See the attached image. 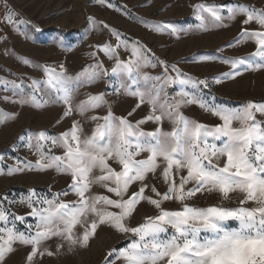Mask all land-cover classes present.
<instances>
[{"label": "snow or ice", "instance_id": "snow-or-ice-1", "mask_svg": "<svg viewBox=\"0 0 264 264\" xmlns=\"http://www.w3.org/2000/svg\"><path fill=\"white\" fill-rule=\"evenodd\" d=\"M95 2L114 7L111 0ZM189 7L198 21L194 29L165 21L139 22L152 32L177 39L182 32L208 33L239 23L238 34L227 46L252 43L253 50L247 56L220 57L219 63L229 70L199 78L182 71L178 62L160 59L146 45L129 41L109 24L88 16L91 28L107 30L115 43L90 45L91 63L74 76L67 74L63 64L53 67L22 59L43 76L31 79L28 94L23 78L19 84L0 80L5 90L19 97L11 102L38 110L62 104L56 125L69 122L59 134L25 130L18 136L13 149H26L36 157L35 163L18 159L4 171L6 157L0 154V174L54 170L67 177L64 188L57 192L49 188L51 196L32 188L18 201L9 199L7 193L0 196V264H6L5 257L17 244L28 248L24 264L59 257L65 250H87L103 228L127 237V243L108 248L101 264H264V100L233 107L205 95L214 85L245 72L264 71V7L199 2ZM0 8V23L15 27L29 23L17 16L7 0H0ZM31 29L42 31L34 24ZM54 40L57 47L64 43L62 37ZM99 53L110 66H105ZM216 59L202 58L203 62ZM156 68L162 69L157 75L145 71ZM110 78L119 81L112 94L134 99L127 116L112 112L107 90L88 94L73 107L74 91L102 81L111 84ZM145 105L147 113L133 122L130 117ZM190 107H198L216 122L189 118L184 110ZM101 108L106 114L88 117L94 127L86 134L74 116ZM14 118L0 113V124ZM147 124L153 125L151 130L143 127ZM210 197L217 202L207 206L194 202ZM233 199L238 200L237 207L225 206ZM166 203L177 207L166 208ZM17 204L25 209L23 215L12 211ZM144 205L154 209L153 214L133 224ZM17 222L26 226L25 231H19ZM230 222L237 226L230 227Z\"/></svg>", "mask_w": 264, "mask_h": 264}, {"label": "rangeland", "instance_id": "rangeland-1", "mask_svg": "<svg viewBox=\"0 0 264 264\" xmlns=\"http://www.w3.org/2000/svg\"><path fill=\"white\" fill-rule=\"evenodd\" d=\"M9 6L14 9L17 16L27 22V26H8L0 23V80L14 81L19 84L23 78L24 91L28 94L31 89L27 87L31 79L42 80V73L31 67L24 65L22 59H28L33 63L48 64L56 67L63 64L67 69V74L74 76L83 67L87 66L89 60L90 45L102 44L111 41L115 43V38L110 37L107 30H93L87 23L86 18L92 16L97 21H103L111 28L119 31L122 36L129 41H139L146 45L156 56L169 63L178 62L182 71L199 78L218 76L222 72L228 71V66L219 63L220 57L235 58L247 56L253 50L252 43L228 47V43L233 40L239 30V23L233 24L229 28L216 29L208 33L182 32L180 38L167 34L155 33L148 29L144 23L148 22H171L174 26L182 29H194L198 23L193 16L189 4L207 3L231 7L233 5H255L257 8L264 7V0H111L114 7L101 6L95 0H7ZM126 6V9H125ZM3 9L0 8V13ZM131 13L128 15L127 13ZM41 28L40 33H35L31 25ZM255 27V25H252ZM32 36L33 39H28ZM62 37L63 45L56 46L54 38ZM99 56L104 60L105 66H110L102 53ZM204 56L216 57L215 62H203ZM151 75L159 74L162 69H146ZM111 84L100 82L93 86L80 87L72 94V105L75 106L85 100L88 94H96L102 91L109 93L106 96L111 110L116 116H127V113L134 106V99L123 94H112L113 89L119 86V81L110 78ZM206 98L213 96L217 103L230 106H238L246 101L264 100V71L245 72L235 80H230L221 85H214L210 93L206 90ZM47 98V97H46ZM19 97H13L10 90H5L0 85V113L5 116L14 115V119H9L0 124V154L6 159L3 161V170L8 166L15 165L16 161L27 159L35 163L36 157L29 154L26 149L15 151L13 145L17 142L18 136L25 130L41 131L47 130L50 135L59 134L66 130L69 122L63 125H56L57 118L61 115L63 105L50 104L43 109H34L30 106L21 107L18 103ZM148 111L145 105L137 110L134 117H130L133 122L140 119ZM106 109L101 108L96 112H89L85 116L75 115L83 125L87 134L94 127L89 121L91 115H105ZM184 114L189 118L196 119L207 124H214L215 118L202 112L198 107H190L184 110ZM146 130H151L153 125L143 126ZM167 127V125H166ZM59 154V150H54ZM67 177L58 175L54 170L27 172L7 176L0 174V196L5 193L9 199L19 200L27 195L28 189H36L41 194L51 196L48 191L57 192L66 186ZM161 191L164 190L162 184H157ZM93 191L102 192V189L94 188ZM201 206L216 203L215 197L207 200L200 199L194 201ZM191 203V202H190ZM227 207H237L238 200L226 202ZM251 207L252 205H245ZM166 208H175L177 205L166 203ZM12 211L23 215L25 209L19 204L12 208ZM154 209L144 205L140 208L139 214L132 221L137 223L145 214H153ZM32 223L30 217L27 218ZM19 231H25V225L17 222ZM235 222H230V227H236ZM127 243V237L115 234L110 229L99 230L98 238L92 247L87 250H77L68 253L66 250L59 257H44L37 264H101L104 253L113 246L121 247ZM15 251L5 257L6 264H24L28 248L14 245Z\"/></svg>", "mask_w": 264, "mask_h": 264}]
</instances>
